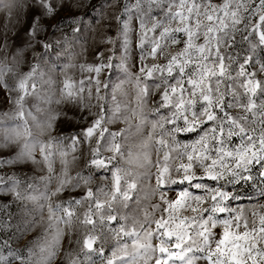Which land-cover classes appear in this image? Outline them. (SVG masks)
<instances>
[{
    "label": "clouds",
    "instance_id": "9594fccd",
    "mask_svg": "<svg viewBox=\"0 0 264 264\" xmlns=\"http://www.w3.org/2000/svg\"><path fill=\"white\" fill-rule=\"evenodd\" d=\"M233 257L264 264V0H0V264Z\"/></svg>",
    "mask_w": 264,
    "mask_h": 264
},
{
    "label": "snow or ice",
    "instance_id": "6c2138e0",
    "mask_svg": "<svg viewBox=\"0 0 264 264\" xmlns=\"http://www.w3.org/2000/svg\"><path fill=\"white\" fill-rule=\"evenodd\" d=\"M244 155L245 154H240V160H243L244 159ZM230 238H232V234L231 233H229V232H226L225 233V241H227V240H229ZM235 239H237V240H240V239H247L248 237H247V234H243V235H241V236H236V237H234ZM223 243V242H222ZM234 247H238V245H236V246H234ZM233 260L235 261V264H242V262L241 261H239V260H236L235 259V257H233Z\"/></svg>",
    "mask_w": 264,
    "mask_h": 264
}]
</instances>
